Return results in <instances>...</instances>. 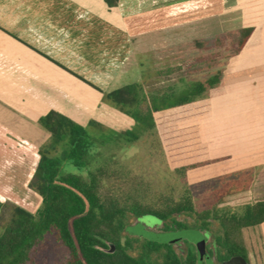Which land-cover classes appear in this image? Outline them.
Segmentation results:
<instances>
[{"label":"trees","instance_id":"16d2710c","mask_svg":"<svg viewBox=\"0 0 264 264\" xmlns=\"http://www.w3.org/2000/svg\"><path fill=\"white\" fill-rule=\"evenodd\" d=\"M259 37L256 28H240L220 35L216 43L197 40L201 50L212 51L215 46L228 55L221 58V70L215 76L191 83L178 96L174 86L146 92L142 84H132L105 93L90 85L136 122L138 129L125 133L131 139L127 147L133 150L136 141L154 139L151 150L163 152L176 174L186 177L212 160L200 127L183 123L210 112L211 92L224 86L223 66L257 45ZM217 54L206 56L214 60ZM39 124L52 137L40 150L30 183V189L41 196L42 206L33 213L14 203H0V264H35V255L49 237L70 251L66 264H200L197 248L183 255L170 244H141L138 239L144 237L129 229L145 216L159 219L166 230H198L207 242L212 234L214 247L223 249L221 260L237 255L248 258L241 233L264 225V198L245 205L241 214L223 211L219 204L200 213L188 194L182 200L166 195L154 200L151 184L133 171H122L118 152H106L103 146L112 147L113 138L104 136L98 143L87 127L56 110L41 117ZM119 136L114 132V138ZM59 149L61 154L52 156ZM253 183L233 194L249 190Z\"/></svg>","mask_w":264,"mask_h":264},{"label":"crops","instance_id":"0c3cea01","mask_svg":"<svg viewBox=\"0 0 264 264\" xmlns=\"http://www.w3.org/2000/svg\"><path fill=\"white\" fill-rule=\"evenodd\" d=\"M112 1L110 5L107 0H0V153L3 154L0 166L7 164L9 167L5 172L0 168V173L15 177L16 171L21 170L24 173L23 184L26 183L24 188L29 193H34L30 183L38 167L32 177L27 173L30 167L27 165L21 169L23 167L16 160L21 157L25 160L23 163L27 164V159L35 152L29 148L30 142L44 138L43 145L47 141L46 137L50 134L40 129V118L56 110L85 126V122L78 119L80 112L77 111L82 107L91 108L88 107L91 100H85L82 96L84 92L91 94V88H94L90 84L105 93L142 84L140 66L128 67L134 52L130 32L138 26V19H141L142 25L143 21L149 25L151 19L150 24L156 28L157 25L161 26L164 19L166 21L163 23L168 25L187 18L189 15L185 14L192 7L190 0H164V3L159 0ZM229 1L230 9L245 8L247 13L250 10L249 5L243 3L245 0H217L216 4L223 7L221 12L226 10ZM241 3L244 5L240 6ZM258 4L256 11H260L259 15L243 28H256L261 37L257 45L246 50L238 59L249 51L252 57L264 51V0ZM195 9H205L199 14L207 13L206 7L200 8L198 5ZM132 15H135V19ZM258 58L261 59L260 55L251 60ZM7 62L21 63L24 69L12 71L7 68ZM32 63H35V68L31 74ZM247 69H243L246 71L241 72L238 79H259L264 75V72H260L262 70L253 71L254 67ZM48 70L55 71L58 79L59 76L67 78V82L56 79ZM31 77L40 78L39 97L35 98L39 106H33L30 83L14 80ZM49 79H54V83L49 85ZM249 88L248 94H256L253 98L264 95L261 92L264 89H253L255 87L251 88V85ZM49 89L56 94L55 101L53 99L55 106L50 110L47 109ZM65 94H70V98L64 97ZM218 96L220 98L212 102L210 112L191 124L200 127L211 160L217 151L223 153L221 160L235 159L238 153L235 150L242 148L241 145L243 150H250L253 154L264 153V101H249L251 97L230 94L228 90ZM36 132H41L42 137L33 138L32 134ZM20 141H25L28 147H19L17 143ZM40 150H36L38 154ZM38 157L41 159V155ZM26 176L30 178L28 182ZM0 184L14 189L15 180L6 182L4 177H0ZM20 195L8 196L16 204L23 205L18 199L26 201L23 198L30 195L27 193L23 198Z\"/></svg>","mask_w":264,"mask_h":264},{"label":"rangeland","instance_id":"374dc122","mask_svg":"<svg viewBox=\"0 0 264 264\" xmlns=\"http://www.w3.org/2000/svg\"><path fill=\"white\" fill-rule=\"evenodd\" d=\"M159 1L160 3H164V0ZM259 1L245 0L243 3H247L249 5L248 10L250 9L247 13L244 11L245 8L230 9V1L227 3V7L229 8L226 7V10L221 12V8L223 7L220 4H216L217 0H190L192 7L185 14L189 15L187 18L177 20L175 23H168V25L163 23L166 21L164 19L161 26L157 25V27L155 26L156 28L150 24L151 19L149 20V25L146 24L147 21H143L144 25H142L140 23L141 19H138V26L130 32L134 52L129 62V69L134 65L140 66L139 72L142 74V85L146 92L165 90L174 86L177 88L175 89L177 93L175 96L180 95L181 89L187 88L191 83L215 76L221 70V58L224 55H228V53H225V50H220L215 46L212 51L201 50L198 48L196 41L207 40L210 43H216L220 35L247 26L249 24L248 21L256 19L257 15H259L258 13H260V11H256V7H259ZM244 4L241 3L240 6ZM198 5H200V8L206 7L207 13L199 14L198 12H204L205 9H195ZM132 16L133 18L135 17V15ZM155 16L157 17V14ZM162 16L160 14L161 18ZM175 18L178 19V15ZM212 53L213 55L219 53L217 56H214V58L216 57L214 60L206 56ZM248 53L250 51L241 59L231 60L229 64L225 67L223 66L222 69L225 71L223 78L224 86L218 89H222L223 91L228 90L230 94L249 96L251 97L249 101H264V95L253 98L252 96L256 94H248L250 91L249 85H251V88L254 86L255 88L253 89H264V75L259 79H238L241 72L248 70L247 67H254L253 71L262 70L260 72H264V51L256 55L257 57L260 55L261 59L251 60V58H255L256 56H249ZM36 65L38 67L39 64L37 63ZM6 66L8 69H12V71L18 68L24 69L21 63L16 62H7ZM34 68L35 63H32L31 74ZM48 73L58 79L55 71L48 70ZM14 80L30 83L33 90V106H39L35 98L39 97L40 78H16ZM58 80L67 82V78H62L61 76H59ZM54 81V79H49V85L54 83ZM222 90L211 92L213 94L212 102L220 98L218 95L222 94ZM261 92H264V90ZM52 93L49 89L48 110L55 106L53 99L55 101L56 94H54L55 92ZM68 95L70 96V94H65L64 97L70 98ZM82 96L85 100H91L90 106L85 104L91 108L85 109L82 107L81 110L77 111L78 113L80 112L78 119L85 122L89 134L96 142L101 141L104 136L114 139L110 141L112 147L108 145L103 146L106 147V152L112 153V150L113 152H118L120 165L123 166L122 171H133L151 184V199L157 200L162 195H166L173 197L175 200H182L183 196L188 194L192 197L194 206L200 213L208 211L216 204H219V209L223 211L241 214L243 212L242 208L245 205L255 203L258 199L264 198V153L253 154L250 150H243V146L240 144L242 148L235 150L238 152L235 154V159L221 160L220 156L223 153L217 151L213 156L212 162L205 168L189 172L186 177H180L176 174L163 152L151 150V143L154 139L149 137L147 139L142 138V141H136L133 150V146L127 147L130 145L129 141L131 139L125 133L138 129L136 122L132 118L119 111L110 102L103 101V95L92 88L91 94L84 92ZM193 122L195 123L196 121L184 122L183 125L191 126ZM206 128L209 129L210 127ZM114 132L121 133V136L114 138ZM208 134L212 135L211 132H208ZM32 137L38 139L42 137V134L41 132H36L34 135L32 134ZM46 139L47 141L43 145L42 140L44 141V138L40 139V141L30 142L29 148L35 152L27 159V164L23 163L25 160L21 157L16 160L17 163L21 164L20 167H23L21 169H25L27 165L30 167L27 173H30L32 177L40 161L38 157V155L40 156L38 154L39 151L36 150L48 145L52 141L51 135H48ZM17 144L19 147L27 146L25 141H20ZM235 146L237 147L238 145ZM61 152V149H59L52 156L60 155ZM2 156L3 154H1L0 160L3 159ZM254 156L257 157L254 158ZM230 157H233V155ZM0 168H2L1 171L5 172V169L9 167L6 164L5 166L1 165ZM4 172L0 173V177H4L6 182H14L15 180V184L13 186L14 189H7L8 186L4 187L0 184V202L16 204L8 195L15 197L21 194L20 197L23 198L28 193L30 196L23 198L28 203L22 199H18L23 205H19L18 203L16 205L26 207L27 210L37 213L42 206V198L37 193H29L24 188V184L26 185V183L23 184L24 173L18 170L14 177ZM28 176H26L28 179H26V182L30 179ZM253 181V186L249 190L233 194L235 191L247 187ZM7 200L9 201L4 202ZM222 201L223 203L220 204ZM184 218L182 217L181 219L184 220ZM140 221L144 227L138 226L134 230L136 232L145 231L147 233L145 239H138L141 244L149 243V241L157 245H175L177 243L176 245L178 246L175 248L183 255L196 251L195 248L197 246L194 242H200L203 237L198 230L194 229L184 231L162 228L158 230L156 227L161 226L162 223L159 219L152 216H145ZM49 238L40 246L35 255V264H66L71 258L70 251L60 245L55 237ZM181 241L185 242L181 243ZM240 241L246 248L252 264H264V225L243 230ZM179 243L181 244L179 245ZM212 245L213 241L208 238L206 248H202L200 251L201 257H199V262L201 261V264L209 261L214 263L213 259L216 261L222 259L218 255L223 250L215 248ZM215 245H218L217 242Z\"/></svg>","mask_w":264,"mask_h":264},{"label":"water","instance_id":"95a60500","mask_svg":"<svg viewBox=\"0 0 264 264\" xmlns=\"http://www.w3.org/2000/svg\"><path fill=\"white\" fill-rule=\"evenodd\" d=\"M138 226H141V227H144L143 225H137L135 227H138ZM135 227H132L129 229L130 233L133 234V235H137V236H141V237H146L145 235L147 234L145 231H141V232H136L134 230ZM197 246V249H198V253H199V257H201V254H200V251L202 248H206V244H207V241L204 239V236L202 237V240L200 242H194ZM114 247V246H112ZM200 259V258H199ZM201 262V261H200ZM201 264V263H200ZM207 264H214L213 262H207ZM224 264H248L247 263V260L242 257V256H237V257H234L228 261H226Z\"/></svg>","mask_w":264,"mask_h":264},{"label":"flooded vegetation","instance_id":"af4514ba","mask_svg":"<svg viewBox=\"0 0 264 264\" xmlns=\"http://www.w3.org/2000/svg\"><path fill=\"white\" fill-rule=\"evenodd\" d=\"M263 37V36H262ZM142 219V218H141ZM140 219V220H141ZM162 228H164V225H161V226H157L156 227V229H158V230H160V229H162ZM150 230H151V228H149ZM212 234H210V236H211ZM210 236L208 237L207 236V238H210ZM180 242V241H179ZM183 242H185V241H181V243H183ZM181 243H179V245L181 244ZM177 243H175V245H173L174 247H176V246H178V245H176ZM194 246H195V244H193ZM196 249V248H195ZM219 249H222V248H220L219 247ZM223 250V249H222ZM196 251H197V249H196ZM219 255H221V253H219ZM218 255V256H219ZM237 256H242V255H237ZM237 256H233V257H230V258H228V259H224V260H215V259H213V261H214V264H224L226 261H228V260H230V259H232V258H234V257H237ZM242 257H244V256H242ZM246 260H247V263L248 264H252L251 262H250V259H249V256H248V258H246V257H244ZM203 264H207L206 262L205 263H203Z\"/></svg>","mask_w":264,"mask_h":264}]
</instances>
